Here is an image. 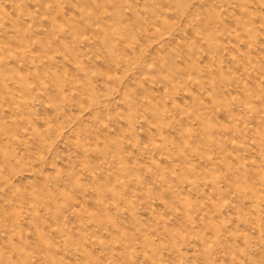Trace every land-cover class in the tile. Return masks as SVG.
Wrapping results in <instances>:
<instances>
[{
  "label": "rangeland",
  "instance_id": "obj_1",
  "mask_svg": "<svg viewBox=\"0 0 264 264\" xmlns=\"http://www.w3.org/2000/svg\"><path fill=\"white\" fill-rule=\"evenodd\" d=\"M0 264H264V0H0Z\"/></svg>",
  "mask_w": 264,
  "mask_h": 264
}]
</instances>
